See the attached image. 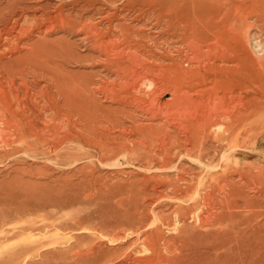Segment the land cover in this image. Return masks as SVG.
Here are the masks:
<instances>
[{
	"label": "rangeland",
	"instance_id": "374dc122",
	"mask_svg": "<svg viewBox=\"0 0 264 264\" xmlns=\"http://www.w3.org/2000/svg\"><path fill=\"white\" fill-rule=\"evenodd\" d=\"M0 11V59L31 71L0 75L30 117L0 136V264H264V0ZM180 93L193 102L170 109Z\"/></svg>",
	"mask_w": 264,
	"mask_h": 264
},
{
	"label": "bare ground",
	"instance_id": "6f19581e",
	"mask_svg": "<svg viewBox=\"0 0 264 264\" xmlns=\"http://www.w3.org/2000/svg\"><path fill=\"white\" fill-rule=\"evenodd\" d=\"M11 1V0H10ZM21 7H23L22 5H20ZM19 6V7H20ZM203 6V5H202ZM219 7V6H218ZM252 7V6H251ZM42 8V7H41ZM22 9V8H21ZM45 9V8H44ZM22 10H24V9H22ZM110 10V9H109ZM25 11V10H24ZM222 11V10H221ZM15 13V12H14ZM218 13V12H217ZM7 14V13H6ZM23 14V13H22ZM46 14V13H45ZM108 14V13H107ZM199 14V13H198ZM219 14V13H218ZM225 14V13H224ZM256 14V13H255ZM36 15V14H35ZM14 16V15H13ZM33 16V15H32ZM41 16V15H40ZM227 16V15H226ZM256 16V15H255ZM54 17H56V16H54ZM60 17V16H59ZM202 17V16H201ZM221 17V16H220ZM257 17V16H256ZM29 18V17H28ZM244 18V17H243ZM16 19V18H15ZM18 20L17 21H20L19 20V17L17 18ZM39 19V18H38ZM258 19V18H257ZM9 16L8 15H5L4 14V12L3 11H0V23H3L4 24V26L5 25H8V23H9ZM37 20V19H36ZM69 20H70V18H69ZM210 20V19H209ZM247 20V19H246ZM251 20V19H250ZM41 21V20H40ZM114 21V20H113ZM205 21V20H204ZM231 21V20H230ZM257 21V20H256ZM34 22V21H33ZM196 22H198V21H196ZM207 22V21H206ZM209 22V21H208ZM26 23V22H25ZM195 23V22H194ZM247 23H249V22H247ZM251 23V22H250ZM255 23V22H254ZM260 23V22H259ZM22 24V23H21ZM63 24V23H62ZM104 24V23H103ZM199 24V23H198ZM245 24V23H244ZM29 25V24H28ZM221 25V24H220ZM230 25V24H229ZM34 26V25H33ZM247 26V25H246ZM115 27V26H114ZM236 27V26H235ZM21 28V27H20ZM101 28V27H100ZM233 28V27H232ZM134 29V28H133ZM152 29V28H151ZM226 29V28H225ZM13 30V29H12ZM26 30V29H25ZM30 30V29H29ZM46 30V29H45ZM80 30V29H79ZM231 30V29H230ZM49 31V30H48ZM52 31V30H51ZM86 31V30H85ZM184 31V30H183ZM199 31V30H198ZM46 32V31H45ZM127 32V31H126ZM230 32V31H229ZM241 32V31H240ZM222 33V32H221ZM244 33V32H243ZM23 34H25V33H23ZM104 34V33H103ZM185 34V33H184ZM212 34V33H211ZM22 35V34H21ZM90 35V34H89ZM183 35V34H182ZM252 35H253V33H252ZM34 36V35H33ZM141 36V35H140ZM148 36V35H147ZM219 36V35H218ZM14 37V36H13ZM40 37V36H39ZM90 37V36H89ZM107 37V36H106ZM116 37V36H115ZM137 37V36H136ZM5 38V37H4ZM3 38V39H4ZM17 38V37H16ZM36 38V37H35ZM108 38V37H107ZM187 38V37H186ZM197 38V37H196ZM77 39V38H76ZM131 39V38H130ZM157 39V38H156ZM179 39V38H178ZM15 40V39H14ZM111 40V39H110ZM224 40V39H223ZM245 40V39H244ZM89 41V40H88ZM112 41V40H111ZM180 41V40H179ZM220 41V40H219ZM248 41V40H247ZM5 42H6V40H5ZM95 42V41H94ZM249 42H251V41H249ZM253 42V41H252ZM264 42V41H263ZM99 43V42H98ZM146 43V42H145ZM91 44V43H90ZM103 44V43H102ZM127 44V43H126ZM158 44V43H157ZM255 44V43H254ZM254 44H253V46H254ZM257 44H260V43H256V45ZM162 45V44H161ZM16 46V45H15ZM169 46V45H168ZM245 46V45H244ZM258 46H260V45H257V47ZM8 47V46H7ZM89 47V46H88ZM93 47H95V46H93ZM38 48V47H37ZM109 48V47H108ZM182 48H183V46H182ZM248 48V47H247ZM255 48V47H254ZM18 49V48H17ZM178 49V48H177ZM205 49V48H204ZM246 49V48H245ZM258 49H260V48H258ZM6 50V49H5ZM125 50V49H124ZM227 50V49H226ZM97 51V50H96ZM128 51V50H127ZM133 51V50H132ZM246 51V50H245ZM247 51H249V50H247ZM253 51V50H252ZM10 52V51H9ZM24 52V51H23ZM27 52V51H26ZM160 52V51H159ZM261 52H263V51H261ZM4 53V52H3ZM165 53V52H164ZM247 53H249V52H247ZM246 53V54H247ZM254 53V52H253ZM253 53H251L252 55H254ZM146 54V53H145ZM169 54V53H168ZM234 54V53H233ZM29 55V54H28ZM28 55L26 54L25 56H27V58H28ZM106 55V54H105ZM117 55V54H116ZM148 55V54H147ZM178 55V54H177ZM5 56V55H4ZM13 56V55H12ZM159 56V55H158ZM245 56V55H244ZM243 56V57H244ZM22 57V56H21ZM23 57H24V55H23ZM30 57V56H29ZM32 57V56H31ZM96 57H97V55H96ZM165 57H167L166 55H165ZM246 57V56H245ZM247 57H248V54H247ZM143 58H144V56H143ZM199 58V57H198ZM233 58V57H232ZM237 58V57H236ZM4 59V58H3ZM2 59V60H3ZM107 59V58H106ZM246 59V61H247V58H245ZM245 59H243V61H245ZM1 59H0V75H1V78L2 77H5L6 79H9V81H10V83L12 84V85H16V82L18 81V80H20L19 82H20V85H23V86H27V77H28V74L31 72L30 71V68H29V66H28V61H24V60H22V62H19V64H9V63H7V62H3ZM28 60V59H27ZM39 60V59H38ZM116 60V59H115ZM152 60V59H151ZM154 61V60H153ZM181 61V60H180ZM39 62H40V60H39ZM189 62V61H188ZM215 62V61H214ZM257 62V61H256ZM100 63V62H99ZM123 63V62H122ZM182 63V62H181ZM232 63V62H231ZM237 63V62H236ZM245 63H247V62H245ZM129 64V63H128ZM192 64V63H191ZM256 64V63H255ZM125 65V64H124ZM216 65V64H215ZM228 65V64H227ZM243 65H244V63H243ZM248 65L249 64H247V68H248ZM239 66V65H238ZM250 66V65H249ZM104 67V66H103ZM180 67V66H179ZM212 67V66H211ZM244 67H246V65L244 66ZM251 67V66H250ZM127 68V67H126ZM135 68V67H134ZM181 68V67H180ZM243 68V67H242ZM241 68V69H242ZM35 70V69H34ZM119 70V69H118ZM213 70V69H212ZM121 71V70H120ZM149 72V71H148ZM190 72V71H189ZM193 72V71H192ZM238 72V71H237ZM44 73V72H43ZM130 73V72H129ZM132 73V72H131ZM130 73V74H131ZM185 73V72H184ZM206 73V72H205ZM208 73V72H207ZM62 74V73H61ZM120 74V73H119ZM198 74H200V73H198ZM36 75V74H35ZM123 75V74H122ZM210 75V74H209ZM31 76V75H30ZM58 76V75H57ZM131 76V75H130ZM132 76H133V74H132ZM156 76H157V74H156ZM43 77V76H42ZM41 77V78H42ZM61 77V76H60ZM140 77H141V74H140ZM158 77V76H157ZM226 77V76H225ZM0 78V79H1ZM59 78V77H58ZM118 78V77H117ZM132 78V77H131ZM264 78V77H263ZM33 79V78H32ZM193 79V78H192ZM2 80H3V78H2ZM40 80V79H39ZM122 80V79H121ZM219 80V79H218ZM30 81V80H29ZM28 81V82H29ZM32 81V80H31ZM38 81V80H37ZM47 81V80H46ZM62 81V80H61ZM96 81V80H95ZM197 81V80H196ZM36 82V81H35ZM8 83V82H7ZM39 83V82H38ZM11 84H9V85H11ZM33 84V83H32ZM52 84V83H51ZM186 84V83H185ZM34 85V84H33ZM67 85V84H66ZM107 85V84H106ZM136 85V84H135ZM189 85V84H188ZM210 85V84H209ZM256 85V84H255ZM18 86V85H17ZM207 86V85H206ZM12 87V86H11ZM33 87V86H32ZM159 87V86H158ZM189 87V86H188ZM202 87V86H201ZM21 88H23V87H21ZM20 88V89H21ZM165 88V87H164ZM193 88V87H192ZM5 89V88H4ZM12 89V88H11ZM14 89V88H13ZM196 89H198V88H196ZM6 90V89H5ZM9 90V89H8ZM7 90V91H8ZM23 90V89H22ZM51 90V89H50ZM64 90V89H63ZM90 90V89H89ZM179 90V89H178ZM191 90V89H190ZM209 90V89H208ZM12 91V90H11ZM10 91V92H11ZM28 91V90H27ZM44 92V91H43ZM204 92V91H203ZM24 93V92H23ZM26 93H28V92H26ZM83 93V92H82ZM11 94V93H10ZM108 94V93H107ZM262 95V94H261ZM16 96V95H15ZM14 96V97H15ZM19 96V95H18ZM23 96V95H22ZM76 96H77V94H76ZM197 96V95H196ZM221 96V95H220ZM14 97H12V98H14ZM198 97V96H197ZM196 97V98H197ZM16 98V97H15ZM65 98V97H64ZM219 98V97H218ZM198 99V98H197ZM15 100V99H14ZM13 100V101H14ZM16 100H18V99H16ZM16 100H15V102H16ZM171 100V99H170ZM13 101H10L8 98H6V96H5V98H4V93H3V91L1 90V93H0V136L3 134V133H6V132H9L10 133V131H11V129H12V127H14V126H18V127H20V129L22 130V133L25 135L26 134V136H27V132H29L30 133V129L29 130H27V128H29L28 126L30 125V117L28 116V104H27V101H26V99H22V100H19V101H17L18 102V104H17V108L18 107H20L21 108V111H20V113L18 112V110L15 108L14 109V104H15V102L13 103ZM73 101V100H72ZM78 101V100H77ZM151 101V100H150ZM74 102L75 101H73V106H74ZM153 102H155V100H153ZM191 102H193V101H191V99H190V97L186 94V93H180V94H178V95H176V96H174V97H172V102H169V103H171L170 105H169V107H170V109H172V110H177V111H182V110H185V108H187L190 104H191ZM253 102V101H252ZM261 102H263V101H261ZM218 103V102H217ZM255 103V102H254ZM153 104V103H152ZM197 104V103H196ZM257 105H258V103H256ZM223 105V104H222ZM234 105V104H233ZM192 106V105H191ZM224 107V106H223ZM61 109V108H60ZM54 110V109H53ZM214 110V109H213ZM235 111H237V110H235ZM245 111V110H244ZM254 111V113H255V110H253ZM185 112H187V110L185 111ZM7 113H9L10 114V117L8 118L7 117ZM175 113H177V112H175ZM188 113V112H187ZM236 113V112H235ZM249 113V112H248ZM181 114V113H180ZM183 114V113H182ZM246 114V113H245ZM179 115V114H178ZM216 115V114H215ZM89 117V116H88ZM175 117V116H174ZM224 118V117H223ZM33 120V119H32ZM174 120V119H173ZM94 123V122H93ZM18 127H17V129H18ZM231 127V126H230ZM16 128V127H15ZM32 128V127H31ZM232 130V129H231ZM12 132V131H11ZM4 136V135H3ZM7 136V135H6ZM25 136V137H26ZM35 136V135H34ZM2 137V136H1ZM8 137V136H7ZM22 137V136H21ZM24 137V136H23ZM5 138V137H4ZM21 139V138H20ZM14 140V139H13ZM12 140V141H13ZM231 140V139H230ZM192 151H193V149H192ZM222 159V158H221ZM215 163V162H214ZM202 176V175H201ZM200 176V177H201ZM192 177V176H191ZM195 177V176H194ZM187 178V177H186ZM203 180V179H202ZM249 180V179H248ZM187 181V180H186ZM182 182V181H181ZM192 182V181H191ZM190 182V183H191ZM189 183V182H188ZM194 184V183H193ZM176 185V184H175ZM183 185V184H182ZM248 185V184H247ZM212 186V185H211ZM214 186H215V184H214ZM228 186V185H227ZM175 187V186H174ZM255 187V186H254ZM210 189V188H209ZM220 189V188H219ZM218 189V190H219ZM183 190V189H182ZM223 190V189H222ZM191 191V190H190ZM208 192V191H207ZM223 192V191H222ZM175 193V192H174ZM177 193V192H176ZM181 193V192H180ZM186 193H188V191L186 192ZM185 193V194H186ZM191 193V192H190ZM209 194V193H208ZM226 194V193H225ZM238 194V193H237ZM169 195V194H168ZM189 196V195H188ZM231 196H233V198H237V197H240V198H243V202L244 203H249V202H247L246 201V199H244L245 198V196L244 197H242V195H240V194H238V196L236 195V193L234 194V193H232V195ZM186 197V196H185ZM211 197V196H210ZM224 197V196H223ZM227 197V196H226ZM187 198V197H186ZM196 198V197H195ZM214 198V197H213ZM225 198V197H224ZM228 198V197H227ZM183 199H184V197H183ZM209 200V199H208ZM218 200V199H217ZM224 200V199H223ZM237 199H233V200H227L228 201V203H227V207L228 208H230V209H232V206H234V205H238L239 206V203H238V201H236ZM260 200V199H259ZM221 201V200H220ZM240 201V200H239ZM213 203V202H212ZM223 204V203H222ZM195 206V205H194ZM205 206V205H204ZM212 206H214V205H212ZM226 207V208H227ZM237 207V206H236ZM197 208V207H196ZM182 209H184L181 213H182V215H188V214H193V207L191 208V207H184V208H182ZM219 209V208H218ZM219 210H221V209H219ZM227 210V209H226ZM246 210V209H245ZM215 211V210H214ZM231 211V210H230ZM211 212V211H210ZM262 212V211H261ZM175 213V212H174ZM176 214V213H175ZM180 216H181V214H180ZM189 216V215H188ZM208 216V215H207ZM185 217V216H184ZM198 217V216H197ZM226 217V216H225ZM180 218V217H179ZM186 218V217H185ZM192 218V217H191ZM225 219V218H224ZM228 219H229V217H228ZM182 220V219H181ZM183 221V220H182ZM213 221V220H212ZM233 222V221H232ZM183 224V223H182ZM205 224V223H204ZM229 224H227V226H228ZM263 225V224H262ZM174 226V225H173ZM188 226V225H187ZM201 227V226H200ZM214 227V226H213ZM218 227V226H217ZM169 228V227H168ZM206 228V227H205ZM242 228V227H241ZM238 229V228H237ZM204 230V229H203ZM207 230V229H206ZM221 230H222V228H221ZM225 230V229H224ZM191 231V230H190ZM208 231H209V229H208ZM3 233H5V232H1L0 234H1V236H0V244H2V242H4V238L5 239H7V237H2L3 235ZM236 233H237V230H236ZM220 234V233H219ZM233 234H234V232H233ZM244 234V233H243ZM151 235V234H150ZM182 235V234H181ZM204 235V234H203ZM209 235V234H208ZM231 235V234H230ZM245 235V234H244ZM180 236V235H179ZM194 236V235H193ZM192 237V236H191ZM199 237V236H198ZM206 238H207V236H206ZM241 238V237H240ZM210 239V238H209ZM208 239V240H209ZM159 240V239H158ZM157 240V241H158ZM174 240V239H173ZM193 240V239H192ZM215 240V239H214ZM231 240V239H230ZM232 240H233V238H232ZM242 240V239H241ZM7 241V240H6ZM155 241V240H154ZM147 242V241H146ZM222 242V241H221ZM220 242V243H221ZM200 243V242H199ZM223 243V242H222ZM210 244V243H209ZM213 245V244H212ZM157 246V245H156ZM179 246V245H178ZM225 246V245H224ZM158 247V246H157ZM192 248V247H191ZM186 249V248H185ZM184 249V250H185ZM191 250V249H190ZM187 251V250H186ZM208 251H211V250H209L208 249ZM152 252V251H151ZM185 252V251H184ZM190 252V251H189ZM219 252H220V250H219ZM228 253V252H227ZM245 254H247V253H245ZM191 255V254H190ZM226 255V254H225ZM12 256V255H11ZM11 256H9V258L11 257ZM234 256V255H233ZM214 257V256H213ZM93 258V257H92ZM95 260V259H94ZM217 261V260H216ZM74 263V262H73ZM153 263V262H152ZM184 263V262H183ZM214 263V262H213ZM242 263V262H241ZM95 264V263H94ZM181 264V263H180Z\"/></svg>",
	"mask_w": 264,
	"mask_h": 264
}]
</instances>
